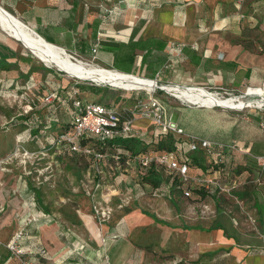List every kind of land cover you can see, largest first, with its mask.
I'll return each instance as SVG.
<instances>
[{
  "label": "crops",
  "instance_id": "obj_1",
  "mask_svg": "<svg viewBox=\"0 0 264 264\" xmlns=\"http://www.w3.org/2000/svg\"><path fill=\"white\" fill-rule=\"evenodd\" d=\"M0 5L46 41L125 73L156 78L160 83L204 87L230 94L264 82V51L259 52L253 44L238 39L241 27L229 26L232 20H241L244 13L258 14L264 0L242 3L239 0H0ZM19 55L25 60L32 56L16 51L14 58L6 61L8 57L0 53V68L18 64ZM33 63L32 58L30 64ZM136 93L134 98L144 99V94ZM168 98L169 104L162 101L167 117L184 129L185 133L177 136L186 140V146L189 135L223 145L224 166L209 176L218 177L222 173L225 180L233 174L232 169L238 168L235 165H241L243 169L237 178L250 174L261 184L257 157L264 156V109L184 105L172 93ZM134 128L139 134L122 138H139L146 132H150L153 141L158 137L159 128L150 116L134 119ZM114 148L124 157L133 153L118 144L110 150ZM205 157L214 162V156ZM205 157V168L190 167V174L210 171ZM13 191V187L0 186V239L4 241L18 230L23 220L33 215L26 216L25 204L29 206V203L19 191ZM158 207L157 213L172 209L166 202ZM46 214L40 211L33 216L41 218ZM187 214L191 220L195 219L194 215ZM48 216L47 220L44 217L36 223L31 221L24 240L28 256L40 264H160L156 261L159 254H171L183 260L202 258L216 249H225L221 264H264V250H258L259 245L254 249V244L237 242L236 238L224 235L222 228L170 227L136 208L124 211L122 219H109L101 224L102 230L92 219L72 223ZM196 221V224L187 221L184 225L204 226L203 219ZM136 232H139L138 240L134 238ZM149 243L155 247L154 260L150 259L153 253L146 250ZM4 261L19 264L0 248V264Z\"/></svg>",
  "mask_w": 264,
  "mask_h": 264
},
{
  "label": "rangeland",
  "instance_id": "obj_2",
  "mask_svg": "<svg viewBox=\"0 0 264 264\" xmlns=\"http://www.w3.org/2000/svg\"><path fill=\"white\" fill-rule=\"evenodd\" d=\"M257 11L259 13L256 15L244 13L241 20H232L229 26L241 27L242 33L238 39L245 44H253L255 50L262 52L264 7L260 6ZM11 48L16 50L12 51ZM16 51L32 55L34 60L32 67L36 69L30 70L24 62L9 65L6 69L0 68V186L13 187V192L19 191L22 194L27 204L29 203V206L25 204L24 209L27 217L29 213L34 215L45 211L54 219L72 223L92 219L102 230L101 224L109 219H122L124 211L136 208L179 225H184L187 221L196 224L197 218L203 219L205 228L219 224L227 237H234L240 243L254 244V249L259 245L263 249L258 247V250H264V166L257 165L261 167L259 174L261 184L250 174L244 178H237L243 166L235 165L238 168L236 171L232 170L234 173L230 178L222 179V173L218 176L220 185L208 184L200 189L193 187L189 197H184L180 190L175 189L169 182L168 170L159 167L163 171L166 188L154 195L151 186L142 185L143 191L140 192L136 187L137 180L131 167L124 172L125 176L116 174V170L111 168L110 159L106 158L97 165L91 157L77 153L69 154L61 144H56L55 139H49L48 132L59 131L66 120L70 119L67 105L62 104L61 99L68 98L73 89H79V95L89 100L109 102L116 106L123 104L135 111V119L142 118L143 115L140 106H137L138 98H134V95L136 92L144 94L143 100H147L149 91L125 90L70 77L55 66L45 65L20 41L0 28V53L6 56L5 58L8 57L6 61H10ZM84 60L97 64L92 58ZM60 92L61 96L54 98ZM217 92L219 95L229 96L222 90ZM154 94L157 98L163 96L161 101L169 104L168 97L171 96L169 91L157 87ZM181 102L184 105H194L185 100ZM259 109L262 110L264 107ZM50 114L56 116V119L49 118ZM24 116H29V120L38 123V131L29 130ZM45 123L52 127L46 128ZM143 134L139 138H142L141 141L147 149L141 152L156 148L157 144L151 140L150 132ZM197 154L204 157L208 155L203 149H199ZM205 160L210 171L200 174V177L204 178L210 177V173L221 167L220 164L210 163L208 157H205ZM97 166L102 172H97ZM131 174L133 180L130 179ZM168 193L176 202V206L169 199ZM161 202H166L172 209L166 208L157 213ZM95 205L98 208L110 209L109 217L97 213ZM187 213L194 215L195 219L191 220ZM33 215L32 218L23 220L19 227L26 229L28 234L31 221L36 223L44 219L35 218ZM138 235L139 232L134 234L136 240ZM146 250L153 253L150 259L154 260L156 253L154 244L149 243ZM225 253V249H216L214 253H208L202 258L183 260L171 254L158 253L159 258L156 261L160 264H221Z\"/></svg>",
  "mask_w": 264,
  "mask_h": 264
},
{
  "label": "built area",
  "instance_id": "obj_3",
  "mask_svg": "<svg viewBox=\"0 0 264 264\" xmlns=\"http://www.w3.org/2000/svg\"><path fill=\"white\" fill-rule=\"evenodd\" d=\"M239 1L242 3L245 0ZM94 52H96V48L94 49ZM154 80L156 83H159L156 78H154ZM262 84H264V82H262ZM157 87L158 86H156L155 89ZM249 87L250 86H247L244 91H247ZM214 93L218 96L224 97V95H219V92L215 91ZM147 94V100L138 99L137 101V106H140L139 109L141 114L152 118L154 125L159 128V133L183 135L185 133L184 129L167 117L164 102L155 96L154 91L151 93L147 92ZM227 94H229V96L236 95L230 93ZM58 96L59 95H55L54 98ZM61 103L66 104V107L68 108L71 107L73 113L68 129L54 138L56 144H61L64 149L69 152L91 156L97 165L107 157L101 148L104 142H108L109 140L124 135L137 133L134 128L136 113L133 109L83 98L79 95V89H73L68 98L65 97L64 99H61ZM68 103L70 104L69 106ZM125 111H129L132 116L124 119L123 114ZM86 137L90 139H88L86 143H82V140ZM96 141H99L102 145L99 149L94 146ZM187 142L190 151L203 149L207 152V154L214 156L215 163L223 159V145L221 144L219 145L208 139L197 138L193 135L188 136ZM120 153L121 152L118 150L117 153L110 156V159L114 160L111 165L112 169L121 166L119 164V161L121 160ZM257 162L258 164L264 166V156L257 157ZM151 165L167 169L169 175L178 174V176L187 184L198 183L203 186H207L208 184L220 185L218 177L210 176L204 178L199 175L190 174L189 164L180 160L177 153L173 150L162 149L150 150L143 153H130L125 159V166L127 168L131 167L136 177L144 175L145 170ZM96 169L97 172H102L99 166H97ZM185 194L189 195L190 190L187 189ZM95 209L97 213H101L104 217L107 215L109 217L111 213L110 209L98 208L97 205H95ZM44 217L47 220L50 216L46 214ZM27 237L28 231L24 228H19L8 240L4 241L0 239V248L6 250L9 259L14 258L19 264H40L38 261L33 260L28 256V251L24 246V240ZM43 253H45V250H42V254ZM4 262V264H8L7 261Z\"/></svg>",
  "mask_w": 264,
  "mask_h": 264
},
{
  "label": "bare ground",
  "instance_id": "obj_4",
  "mask_svg": "<svg viewBox=\"0 0 264 264\" xmlns=\"http://www.w3.org/2000/svg\"><path fill=\"white\" fill-rule=\"evenodd\" d=\"M24 23L20 18L0 5V28L14 39L18 38L21 43L24 41L35 52L34 54L39 60L49 66L65 70L66 75L70 77L91 80L97 84H106L125 90L144 89L150 92L155 91V87L158 86L182 100L201 105H219L238 110H242L246 106H264V84L250 85L247 91H243L235 96L223 97L210 92L204 87L156 83L151 78L88 63L62 48L46 43L33 33L32 28L26 23L24 25ZM210 244L216 246V243L211 242Z\"/></svg>",
  "mask_w": 264,
  "mask_h": 264
},
{
  "label": "trees",
  "instance_id": "obj_5",
  "mask_svg": "<svg viewBox=\"0 0 264 264\" xmlns=\"http://www.w3.org/2000/svg\"><path fill=\"white\" fill-rule=\"evenodd\" d=\"M32 58L33 57L31 56L28 60H25L23 58V55H19L20 62H24V64H26V66L29 67L30 70L36 69V68L32 67V65L30 64L31 61H32ZM2 69H6V68H2ZM78 86L80 88L82 87L80 85H78ZM58 95L61 96V92ZM100 102H104V101H100ZM104 103H109V102H104ZM110 104H112V103H110ZM119 107H123V106H119ZM67 109H68L67 112L69 114L70 119L67 122H65L64 125H62L63 128L61 127V129H59V131L51 130V131L48 132L50 140H53L54 138H56V136H58V134L66 131L68 129V127H69V125L71 123V118H72V113L73 112L71 110V107H69V108L67 107ZM49 116H50L49 118H52V120L56 119V116H52V114H50ZM130 116H132V115L129 113V111H125V113L123 114V118L124 119L128 118ZM24 117L26 118V122L25 123L28 125L29 130L34 131V132L38 131V129H37L38 126H39L38 123L34 122V120H29V116H24ZM45 127L49 128V127H52V125L49 126L48 124L45 123ZM88 139H90V138H88V137L84 138L82 140V143H86L88 141ZM154 142L157 144V146H156V148L151 149V150H162V149L173 150V151H175L177 153V155L179 156L180 160L187 162L190 167L199 166V167L205 168L204 156H200V155L197 154V152H199V150L190 151L188 146H186V143H185L186 140L181 139V137H178L177 135H175L173 133H167V134L159 133L157 139ZM115 144H118V145H120V146H122L124 148L130 149L133 153H143V152L147 151L146 150V151L141 152V150L147 149V146H144V144H142L141 139H139L137 137H130V138H122V136L121 137H117L115 139L109 140L108 142H104L103 146L100 144L99 141L98 142L96 141L94 146L97 149H99L102 146L101 147L102 151L107 155V158H110V156L112 154L117 153V151L119 150L118 148H114L115 149L114 151L110 150V148H113V146ZM148 151H150V150H148ZM68 153L69 154H71V153L73 154V152H69V151H68ZM120 154H121L120 155L121 156V160L119 161V164L121 166L117 167V168H114V170H116L115 171L116 174H121L122 172L126 171L125 159L127 157L126 156L124 157L122 152ZM80 155L88 156V155H85V154H80ZM88 157H91V156H88ZM110 160L112 162H114V160H112V159H110ZM216 164H220L221 167H223L224 166L223 165L224 164V159H222L219 162H216ZM232 170L236 171L235 169H232ZM233 171H232V173H234ZM195 175H197V174H195ZM116 178H117V176H116ZM135 180H137L136 181V184H137L136 187L139 188L140 192L143 191L142 190L143 189L142 185L151 186L154 195L157 194V191H160L161 189L166 188L165 187L166 186V182H165V178L163 176V171L161 169H159V167H157L155 165H151L149 168H147L145 170V174L144 175L139 176V177L135 176ZM169 182L175 189L180 190L183 193L184 197H189L191 195V191H190L189 195L185 194V191L187 189L191 190V188H193V187H195V189H200L201 187H203V185L198 184V183H189V184L185 183L178 176V174L170 175ZM213 185L215 186V184H213ZM168 197L174 203V205L176 206L177 205L176 202L172 199V197H171V195L169 193H168ZM260 209H262V208H260ZM43 212H45V211H43ZM142 212L145 213V214L150 215L156 222L164 224V225H167V226H170V227H181L183 229L198 228V229H201V230H211V229H214V228H216V229L217 228H222V226H220L219 224H216L214 227H209V228H204V227H199V226H186V225L177 226V225H174V224L170 223L169 221H166L164 219L159 218L154 213L148 212L146 210H142ZM45 213H47V212H45ZM210 253H214V252H210ZM177 263H179V262H177Z\"/></svg>",
  "mask_w": 264,
  "mask_h": 264
},
{
  "label": "water",
  "instance_id": "obj_6",
  "mask_svg": "<svg viewBox=\"0 0 264 264\" xmlns=\"http://www.w3.org/2000/svg\"><path fill=\"white\" fill-rule=\"evenodd\" d=\"M24 25H26L25 23H24ZM32 31H33V33L34 34H36L39 38H41L42 40H44L46 43H49V44H52V43H50V42H48V41H46L43 37H41L36 31H34L33 29H32ZM18 41H19V39L18 38H16ZM22 44H24V47L25 48H27L28 50H30V52L32 53V54H34L35 52L31 49V47L30 46H28L24 41H22ZM52 45H54V46H56V47H58V48H61V47H59V46H57V45H55V44H52ZM63 49V48H62ZM65 50V49H64ZM66 51V50H65ZM35 55V54H34ZM43 62V61H42ZM45 63V62H44ZM45 65H48V64H46L45 63ZM59 71H61V72H63V73H65L66 74V72H65V70H63V69H61V68H59V67H56ZM162 89H164V88H162Z\"/></svg>",
  "mask_w": 264,
  "mask_h": 264
}]
</instances>
